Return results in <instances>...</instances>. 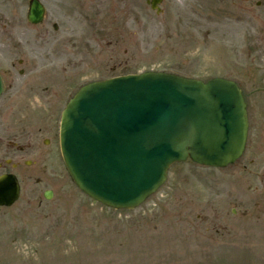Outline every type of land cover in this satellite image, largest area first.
<instances>
[{
  "label": "rangeland",
  "instance_id": "1",
  "mask_svg": "<svg viewBox=\"0 0 264 264\" xmlns=\"http://www.w3.org/2000/svg\"><path fill=\"white\" fill-rule=\"evenodd\" d=\"M41 1L45 18L32 25L28 0H0V113L58 98V121L85 82L166 71L236 81L258 123L248 138L262 135L226 167L175 163L130 210L81 192L59 149L54 161L44 148L12 149L21 191L0 206V264H264V0H162L159 13L146 0ZM37 156L34 172L24 160Z\"/></svg>",
  "mask_w": 264,
  "mask_h": 264
},
{
  "label": "water",
  "instance_id": "2",
  "mask_svg": "<svg viewBox=\"0 0 264 264\" xmlns=\"http://www.w3.org/2000/svg\"><path fill=\"white\" fill-rule=\"evenodd\" d=\"M160 1L152 0V8ZM43 16L40 1L29 0L27 20L38 23ZM246 131L245 104L234 81L150 71L82 86L62 111L60 150L80 190L114 208H133L175 161L233 162ZM18 192L14 175L0 176V205H10Z\"/></svg>",
  "mask_w": 264,
  "mask_h": 264
},
{
  "label": "flooded vegetation",
  "instance_id": "3",
  "mask_svg": "<svg viewBox=\"0 0 264 264\" xmlns=\"http://www.w3.org/2000/svg\"><path fill=\"white\" fill-rule=\"evenodd\" d=\"M248 112V102L246 101ZM4 112L0 113V169L8 172L10 166L18 167L19 159L12 162L11 150H21L25 146L35 150H44V156L48 159L57 153L58 150V122L57 98H27L23 106L4 105ZM248 134L246 146L248 148L250 141L255 142L261 139L262 134L250 130L258 127L254 122L253 126L248 117ZM255 136V137H254ZM264 138V135L262 136ZM44 148V149H43ZM258 152L257 146L253 145L251 150ZM41 159L37 156L32 159L35 163ZM7 161V162H6ZM251 161H254L251 159ZM30 177V175H29Z\"/></svg>",
  "mask_w": 264,
  "mask_h": 264
}]
</instances>
